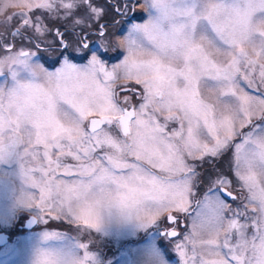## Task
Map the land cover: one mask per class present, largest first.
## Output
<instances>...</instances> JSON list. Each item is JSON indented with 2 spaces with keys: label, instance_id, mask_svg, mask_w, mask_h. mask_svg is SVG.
Instances as JSON below:
<instances>
[{
  "label": "snow or ice",
  "instance_id": "obj_1",
  "mask_svg": "<svg viewBox=\"0 0 264 264\" xmlns=\"http://www.w3.org/2000/svg\"><path fill=\"white\" fill-rule=\"evenodd\" d=\"M35 9L68 27L46 40ZM117 15L126 35L110 31ZM0 17L36 49L0 33V164L19 167L29 206L92 228L167 214L180 264H264V0H0ZM230 149L235 182L189 162ZM173 212L191 217L182 235Z\"/></svg>",
  "mask_w": 264,
  "mask_h": 264
},
{
  "label": "rangeland",
  "instance_id": "obj_2",
  "mask_svg": "<svg viewBox=\"0 0 264 264\" xmlns=\"http://www.w3.org/2000/svg\"><path fill=\"white\" fill-rule=\"evenodd\" d=\"M99 2L104 3V0H99ZM14 11L17 10H9L10 13ZM36 13L41 15L46 27L49 22H53L55 19L43 10ZM134 15L147 18L144 10L140 8ZM59 19L63 24L67 22L62 16ZM133 22L140 23L142 20L137 19ZM128 27L129 24L123 20H116L110 31L117 36H123L127 34ZM8 30L7 25L0 23V32L7 36ZM21 46L25 50L36 51V49L23 44H19L15 48L18 49ZM3 54L0 53V55ZM122 58V49L109 52L104 57L109 65L118 63ZM73 62L86 63L85 60H74ZM40 63L49 71H54L55 67H59V64L56 66L46 65L41 58ZM3 80L4 77L0 76V81ZM172 127H178V125L170 124L169 128ZM233 151L234 149H230L218 159L208 157L205 162H189L197 164V171L201 176L212 174L215 179V174L221 173L235 182ZM209 187L212 185L208 182L202 180L197 182L193 189L195 199H203ZM233 187L235 188L233 195H244L238 183H234ZM33 191L38 195V190ZM195 199L192 207L195 204ZM229 202L231 203V200ZM28 213H32L38 218V225L30 231L22 227L23 219ZM173 215H176L178 220L180 218L179 222L182 224V227L176 228L178 233L182 235L190 229V216L175 212ZM192 215H195L194 210ZM168 224L170 223L163 215L155 223L142 225V222L135 219L125 220L116 215L105 214L99 226L92 228L82 223L77 224L64 216L56 218L44 215L40 208L29 206L27 186L20 174L19 167L13 164H0V231L9 234L8 242L0 246V264H40L43 255L71 256L73 260L78 261L83 259L85 252L89 255L85 264H180L179 253L175 251L173 243L175 238L166 237L165 229H162ZM160 229L163 230L162 234L159 233ZM82 244L86 247L81 248ZM164 249L167 254L163 253Z\"/></svg>",
  "mask_w": 264,
  "mask_h": 264
},
{
  "label": "flooded vegetation",
  "instance_id": "obj_3",
  "mask_svg": "<svg viewBox=\"0 0 264 264\" xmlns=\"http://www.w3.org/2000/svg\"><path fill=\"white\" fill-rule=\"evenodd\" d=\"M104 2H105V0H104ZM37 11H40V9H36V10H35V12H37ZM115 19L118 20V21L122 20V18H121L120 16H118V15L116 16ZM66 27H68V22H65V23L63 24L59 18H55V19L53 20V22H49L48 25H47V28H48L50 31L47 33L45 39H46V40H52L53 37L55 36V33H56L57 30H59V31H61V32H64L65 29H66ZM11 31H14V29L9 28V30H8L9 33H7V37H8V39H9V42L13 43V45H14V47H15V46L21 44V43H20V38H19V37H16V38L14 39V38L11 36ZM77 31H79V28H77ZM5 32H6V31H5ZM0 33H2V32H0ZM4 34H5V33H4ZM66 34H67V33H66ZM56 39L58 40V39H60V38L57 37ZM68 39L71 40V39H73V38H72L71 36H69ZM65 42H68V41H65ZM23 45H25V46H29V47H32V48L35 50V47L33 46V44L30 43L27 39H25V40L23 41ZM45 47H47L46 42L40 44V51H39V53H38L37 56H39V57L43 60V63H44V64H46V65H51V64H50V61H51V59H53V57L50 56L49 53H47V52L44 51ZM39 54H41L42 56L39 55ZM56 65H57V64H56ZM56 65H52V66H56ZM215 159H216V158H215ZM215 159H214V160H215ZM194 206H195V204H194ZM194 206H193V207H194ZM194 208H195V207H194ZM194 208H193V210H194ZM31 216L36 217V216L33 215L32 213H28V214L24 217V219H23V223L25 224L26 220H28ZM36 219H37V222H38V218H37V217H36ZM179 220H180V218H179ZM179 220H178V222H177V226H176V228L182 227V224L179 222ZM24 224H23V226H24ZM37 224H38V223H37ZM169 225H170V224H168V225L165 226V227L162 226L163 228H162L161 226H159V227L162 228V229H166V228L169 227ZM23 226H22V227H23ZM20 227H21V225H20ZM162 229L159 230V233H161V232L163 231ZM31 230H32V229H31ZM176 230L178 231V229H176ZM179 231H180V230H179ZM0 232H3V231H0ZM4 233H5V232H4ZM5 234H7L8 237H9V234H8V233H5ZM160 235H161V234H160Z\"/></svg>",
  "mask_w": 264,
  "mask_h": 264
},
{
  "label": "water",
  "instance_id": "obj_4",
  "mask_svg": "<svg viewBox=\"0 0 264 264\" xmlns=\"http://www.w3.org/2000/svg\"><path fill=\"white\" fill-rule=\"evenodd\" d=\"M37 224V219L34 216H31L28 220H26L24 224L25 229H32ZM8 241V235L4 232H0V246L6 244Z\"/></svg>",
  "mask_w": 264,
  "mask_h": 264
},
{
  "label": "clouds",
  "instance_id": "obj_5",
  "mask_svg": "<svg viewBox=\"0 0 264 264\" xmlns=\"http://www.w3.org/2000/svg\"><path fill=\"white\" fill-rule=\"evenodd\" d=\"M72 260V257L71 256H69V261H71Z\"/></svg>",
  "mask_w": 264,
  "mask_h": 264
}]
</instances>
